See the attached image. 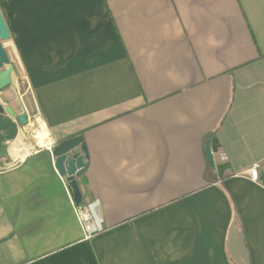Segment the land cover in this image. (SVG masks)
Here are the masks:
<instances>
[{
    "label": "crops",
    "instance_id": "crops-1",
    "mask_svg": "<svg viewBox=\"0 0 264 264\" xmlns=\"http://www.w3.org/2000/svg\"><path fill=\"white\" fill-rule=\"evenodd\" d=\"M0 10L3 100L36 112L48 143L84 136L76 179L104 226L84 238L53 148L0 159V264H264V0Z\"/></svg>",
    "mask_w": 264,
    "mask_h": 264
},
{
    "label": "water",
    "instance_id": "water-1",
    "mask_svg": "<svg viewBox=\"0 0 264 264\" xmlns=\"http://www.w3.org/2000/svg\"><path fill=\"white\" fill-rule=\"evenodd\" d=\"M10 31L0 10V159L11 157L10 147L20 133V129L29 125V114L25 110L17 111L10 103L3 100V91L14 84L12 76L13 66H6V55L11 44ZM207 158L211 167H214V158L210 146L207 147ZM56 158V168L61 176L66 177L72 192L75 205H80L83 195L76 177L82 175L88 166V150L83 135L63 140L53 147Z\"/></svg>",
    "mask_w": 264,
    "mask_h": 264
},
{
    "label": "built area",
    "instance_id": "built-area-1",
    "mask_svg": "<svg viewBox=\"0 0 264 264\" xmlns=\"http://www.w3.org/2000/svg\"><path fill=\"white\" fill-rule=\"evenodd\" d=\"M31 120V118L29 117ZM30 123V121H29ZM49 144V145H48ZM56 142L47 143L46 147L52 149L55 146ZM260 164H256L249 170L250 176L253 180L259 179V169ZM99 205V202L95 203H81L76 205V215L83 227L84 238L91 239L93 236L104 230L103 220L100 216H96L93 212V209Z\"/></svg>",
    "mask_w": 264,
    "mask_h": 264
},
{
    "label": "rangeland",
    "instance_id": "rangeland-1",
    "mask_svg": "<svg viewBox=\"0 0 264 264\" xmlns=\"http://www.w3.org/2000/svg\"><path fill=\"white\" fill-rule=\"evenodd\" d=\"M18 85L20 86L22 91H25L26 85H23L21 82H18ZM30 118L31 120L29 125L21 128L18 138L11 144L13 147H22L24 150H27V154L41 146H44L43 144H39L36 140L32 139L31 137V129L38 126V120H42L39 118V115L36 112L32 113ZM24 157H21L19 159H22Z\"/></svg>",
    "mask_w": 264,
    "mask_h": 264
},
{
    "label": "bare ground",
    "instance_id": "bare-ground-1",
    "mask_svg": "<svg viewBox=\"0 0 264 264\" xmlns=\"http://www.w3.org/2000/svg\"><path fill=\"white\" fill-rule=\"evenodd\" d=\"M38 126L34 127L31 132L32 139L36 140L39 144H44L48 140V132L45 125L42 121L38 120ZM48 143V142H46ZM27 150H24L22 147L11 146L10 154L12 156H24L27 154Z\"/></svg>",
    "mask_w": 264,
    "mask_h": 264
}]
</instances>
